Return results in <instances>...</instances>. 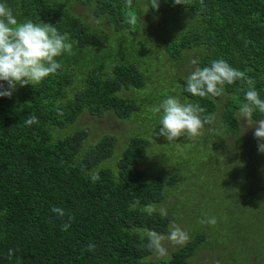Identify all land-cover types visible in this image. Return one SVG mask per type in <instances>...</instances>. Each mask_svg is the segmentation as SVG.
I'll return each mask as SVG.
<instances>
[{
    "label": "trees",
    "instance_id": "16d2710c",
    "mask_svg": "<svg viewBox=\"0 0 264 264\" xmlns=\"http://www.w3.org/2000/svg\"><path fill=\"white\" fill-rule=\"evenodd\" d=\"M155 2L0 0L18 23L51 24L71 44L55 74L0 96V264H204L203 252L212 264H264V153L239 116L248 85L225 84L220 97L185 91L195 67L222 58L264 99V0ZM168 97L199 104L211 123L163 155L152 147L161 114L151 110ZM152 114L153 132L144 124ZM83 115L112 117L122 131L88 136ZM179 188L186 201L171 204ZM178 224L187 242L152 259L147 233Z\"/></svg>",
    "mask_w": 264,
    "mask_h": 264
},
{
    "label": "clouds",
    "instance_id": "9594fccd",
    "mask_svg": "<svg viewBox=\"0 0 264 264\" xmlns=\"http://www.w3.org/2000/svg\"><path fill=\"white\" fill-rule=\"evenodd\" d=\"M131 6L132 0H126ZM174 3L185 4L183 0H174ZM158 7V2L152 8ZM64 34L51 24H36L32 21L18 23L12 10L0 3V82H6L7 88L0 83V96L11 97L16 86H27L40 83L44 78L55 74L61 68L56 57L71 50V44L65 42ZM195 65L197 62L193 60ZM245 74L233 68L224 59L211 61L209 66L203 68L197 66L186 77L185 91L197 97H220L224 94V85L233 84L237 80L246 82L248 85L245 92V103L239 108L241 121L246 123V130L254 128V138L258 141V151L264 153V119H253L254 113L264 115V99L260 98L259 92L254 87L255 81L244 79ZM160 113L159 135L169 143L186 136L194 139L206 124L211 123V118L201 119L200 113L203 109L199 104L181 103L175 97L164 99L158 107L153 109ZM36 117L29 115L26 124H32ZM98 175H93L92 180H98ZM148 213L157 211L152 205L146 206ZM52 211L60 217L65 215L60 208L53 207ZM159 214L166 216V209L160 208ZM71 219V218H69ZM202 223L214 225L215 218H209ZM69 224L63 225L62 230H67ZM188 240V234L179 226H171L168 233L160 234L153 231L147 233L146 247L159 253L164 252L165 241L173 245H183ZM95 245L90 244L88 251H94ZM13 250H9L8 257L11 258Z\"/></svg>",
    "mask_w": 264,
    "mask_h": 264
},
{
    "label": "rangeland",
    "instance_id": "374dc122",
    "mask_svg": "<svg viewBox=\"0 0 264 264\" xmlns=\"http://www.w3.org/2000/svg\"><path fill=\"white\" fill-rule=\"evenodd\" d=\"M151 111H153V110H151ZM152 118H155V116H153V114L149 116L147 121H144V124L147 126L146 128L149 129L151 132L156 130V128L154 126H152V124H153L152 121H151ZM242 124H243V132H244V134H247L250 131L252 132L253 128H248L246 130L245 123L242 122ZM78 125H79V128H82V129L86 130V133L88 134V136H91V133H92L94 135V137L99 135V134L105 133V131L110 133V132H112L113 129H116L117 131H122L121 125L117 124L115 122V119L114 118L112 119V117L111 118L110 117H105L103 119H97V118H94V117H91V116H88V115H83L80 118ZM156 138H157V143L154 146H152V147L154 149H156L157 151H165V154H163V155L171 154L174 150H178L177 148L180 147V146H178L177 143L176 144H173L172 142L169 143L164 137H162V136H160L158 134H156ZM90 139H91V137H90ZM89 141H91V140H89ZM180 149H181V147H180ZM187 149L191 150L193 148L189 147ZM197 154L198 153L194 154L195 159H196ZM198 157L202 159L203 154L201 153ZM164 165L162 167H164ZM199 167H200L199 165L198 166H194V168H199ZM159 169H163V168L159 167ZM184 179H185V181L188 184L192 180H194V178L191 177V176H185ZM223 179H224V173L221 172V174L219 175V180H223ZM189 188L191 189V191L187 193L189 197L198 196L199 192H198V190L196 188H194L192 186H189ZM183 191H184V188L183 189L179 188V189H177V191L173 192V194H175L178 197V199H175V200L171 199L170 203L173 204L174 202H177V201H178V205H182L183 203H185V201H186L185 198H187V194H182V193H184ZM222 203H223V201L221 202V204ZM210 206H211V204H210ZM174 212H175V214L178 215L182 211H181V208L177 207V208H175ZM198 218H200V214H199ZM176 226H179L183 231H185L187 233L186 230H188V229H187V227H185V224H183V225L182 224H178ZM204 227H206V224H205ZM203 230H205V228ZM215 230L221 231L222 230V225L219 223L218 226L215 228ZM180 246H182V245H173V244L165 241L163 243L164 252L163 253L157 252L152 257V259L159 260L160 258H168L169 256H171V250L175 249V248H179ZM235 257L237 259H239V260H243V257H241V254L239 252L235 253ZM214 258H215V256L210 254L209 252H207V253L203 252V253H201L200 262L204 263V264H212Z\"/></svg>",
    "mask_w": 264,
    "mask_h": 264
}]
</instances>
